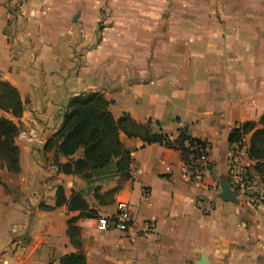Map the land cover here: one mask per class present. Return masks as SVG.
<instances>
[{"label":"crops","instance_id":"1","mask_svg":"<svg viewBox=\"0 0 264 264\" xmlns=\"http://www.w3.org/2000/svg\"><path fill=\"white\" fill-rule=\"evenodd\" d=\"M0 81L24 103L13 121L45 142L17 138L21 171L0 167V264H59L78 252L86 264H264V204L218 199L230 132L264 114V0H0ZM94 92L115 118L159 122L172 139L187 129L212 169L192 179L180 151L122 134L128 179L60 172L68 159L48 142L69 99ZM60 186L67 198L82 191L99 217L56 207ZM97 187L118 188L111 204L94 198ZM121 201L130 232L102 229Z\"/></svg>","mask_w":264,"mask_h":264},{"label":"trees","instance_id":"2","mask_svg":"<svg viewBox=\"0 0 264 264\" xmlns=\"http://www.w3.org/2000/svg\"><path fill=\"white\" fill-rule=\"evenodd\" d=\"M111 104L99 92L74 96L68 101L62 125L48 142V147L56 146L59 155L68 159L65 163H58L60 172L77 175L87 183L111 176L128 179L131 152L124 147L122 134L140 139L144 145L159 144L178 150L189 169L194 167L197 160L194 148L206 144L192 138L187 129H179L178 137L172 139L162 132L159 122L150 120L147 124H139L129 114L115 118L110 111ZM24 109L18 90L8 82L0 81V167L14 174H18L21 169L20 148L16 144L20 128L13 119L20 118ZM248 134H251L249 154L256 161L254 171L264 175V114L259 125L247 122L233 129L228 142L239 141ZM99 190L100 187L95 189L94 198L106 205L113 202V195L118 188L103 195L99 194ZM64 205L70 213L79 212L78 218L99 217L98 212L90 208L82 191H74L67 198L60 186L56 192V207ZM74 220L71 219L68 224ZM59 264H86V257L82 252L68 254L60 259Z\"/></svg>","mask_w":264,"mask_h":264},{"label":"built area","instance_id":"3","mask_svg":"<svg viewBox=\"0 0 264 264\" xmlns=\"http://www.w3.org/2000/svg\"><path fill=\"white\" fill-rule=\"evenodd\" d=\"M20 141L34 143L43 147L45 142L35 129L20 130L17 137ZM250 143L244 137L239 141L229 143V178L230 185L235 195L236 204L240 207L257 208L264 204V175L254 171L256 161L252 160L249 154ZM197 160L194 167L189 169V175L193 179H202L203 172L212 168V162L208 159L207 146L199 145L194 148ZM200 208L204 212L211 211L210 201H202ZM133 217L130 205L126 202L117 204L116 213L110 217L98 219L102 229L122 233H129Z\"/></svg>","mask_w":264,"mask_h":264},{"label":"water","instance_id":"4","mask_svg":"<svg viewBox=\"0 0 264 264\" xmlns=\"http://www.w3.org/2000/svg\"><path fill=\"white\" fill-rule=\"evenodd\" d=\"M218 199L223 203L236 204L235 195L228 180L220 181V193ZM198 264H209L205 256H201Z\"/></svg>","mask_w":264,"mask_h":264},{"label":"rangeland","instance_id":"5","mask_svg":"<svg viewBox=\"0 0 264 264\" xmlns=\"http://www.w3.org/2000/svg\"><path fill=\"white\" fill-rule=\"evenodd\" d=\"M71 98H72V97H71ZM71 98H70V99H71ZM70 99H69V100H70ZM67 103H68V102H67ZM65 112H66V111H65ZM210 168H212V165L210 166Z\"/></svg>","mask_w":264,"mask_h":264}]
</instances>
